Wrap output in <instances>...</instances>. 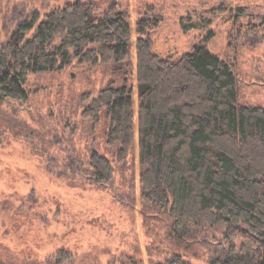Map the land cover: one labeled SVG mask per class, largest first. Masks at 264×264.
<instances>
[{"label": "rangeland", "instance_id": "374dc122", "mask_svg": "<svg viewBox=\"0 0 264 264\" xmlns=\"http://www.w3.org/2000/svg\"><path fill=\"white\" fill-rule=\"evenodd\" d=\"M85 1L101 13L114 5L126 12L134 59L138 19L154 10L161 19L149 30L155 52L176 57L205 40L234 65L240 101L264 106V0ZM64 2L75 0H0V38L34 8L44 12ZM109 75L104 65L75 64L32 74L27 101L1 103L0 264H156L174 254L219 264L213 259L230 244L225 225L176 228L142 198L138 140L119 163L106 116L98 124L83 116L82 95L96 94ZM94 150L112 159L111 181L96 180Z\"/></svg>", "mask_w": 264, "mask_h": 264}, {"label": "trees", "instance_id": "16d2710c", "mask_svg": "<svg viewBox=\"0 0 264 264\" xmlns=\"http://www.w3.org/2000/svg\"><path fill=\"white\" fill-rule=\"evenodd\" d=\"M42 10L0 38V105L27 101L32 74L104 65L109 80L82 95V114L94 124L106 116L119 163L138 140L144 202L176 228L223 223L230 244L213 262L264 264V106L240 101L234 65L205 40L176 57L155 52L154 10L138 19L135 59L132 25L116 5L101 13L75 0ZM89 160L98 182L114 178L112 159L94 150ZM156 264L192 263L174 254Z\"/></svg>", "mask_w": 264, "mask_h": 264}]
</instances>
